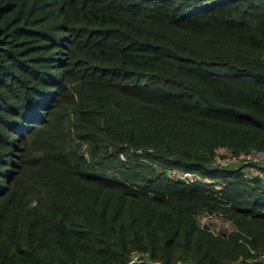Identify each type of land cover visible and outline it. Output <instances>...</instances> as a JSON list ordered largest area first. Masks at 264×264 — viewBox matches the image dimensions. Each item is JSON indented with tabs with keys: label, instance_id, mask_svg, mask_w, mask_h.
Instances as JSON below:
<instances>
[{
	"label": "trees",
	"instance_id": "16d2710c",
	"mask_svg": "<svg viewBox=\"0 0 264 264\" xmlns=\"http://www.w3.org/2000/svg\"><path fill=\"white\" fill-rule=\"evenodd\" d=\"M220 148L264 150V0H0V264H264Z\"/></svg>",
	"mask_w": 264,
	"mask_h": 264
},
{
	"label": "rangeland",
	"instance_id": "374dc122",
	"mask_svg": "<svg viewBox=\"0 0 264 264\" xmlns=\"http://www.w3.org/2000/svg\"><path fill=\"white\" fill-rule=\"evenodd\" d=\"M237 154H239V153L234 152L230 149L220 148L214 157L216 158L219 155H220V157H222V156L230 157L229 155H237ZM252 163L253 162H249L248 159L242 155L240 157H235V158L232 157V159H230L229 161L226 162V164L228 166L240 167L243 176H244V173H246V174L249 173L250 165ZM255 165H254V167H258L263 172V175L259 176V179L264 186V156L261 157V159H258L256 161ZM156 166L158 169H160V170L162 169V167L160 165H156ZM170 168L181 170L180 168H177V167H170ZM165 171L170 177L177 178L175 176L170 175L171 174L170 171H169L170 174H169V172H167V170H165ZM207 176L209 177V179L207 181H205L206 183H211V182H215V181H220L221 183H223L222 182L223 180L221 178L211 177L209 175H207ZM196 216H197L199 223L205 224L206 226L211 228L213 231L228 232V231L232 230L235 226L233 224V222L230 220V218L227 217L226 215H224V213H222V212L215 213V212L208 211L204 208V209L200 210L196 214ZM262 255H264V252L262 253Z\"/></svg>",
	"mask_w": 264,
	"mask_h": 264
},
{
	"label": "built area",
	"instance_id": "2783aa9c",
	"mask_svg": "<svg viewBox=\"0 0 264 264\" xmlns=\"http://www.w3.org/2000/svg\"><path fill=\"white\" fill-rule=\"evenodd\" d=\"M239 154L237 155H229L230 157H226V156H222L220 157L217 156L216 157V160H219V161H222V162H227L229 161L230 159H232V157H240L241 155L244 156L245 158L248 159L249 162H253L251 165H250V170H249V173H244V176L246 178H253L254 176L255 177H259L261 175H263V172L258 168V167H254V165L256 164V161L258 159H261V157L264 156V150H261V149H257V148H254V149H251V150H248V151H240V152H237ZM256 166V165H255ZM165 170H167V172H169L170 175L172 176H175L177 178H182L184 180H186L187 182H190V183H193V182H196V181H207L209 179V177L206 175V174H202V173H199L197 171H194V170H189V169H181V170H178V169H174V168H166ZM202 226H206L205 224L203 223H200ZM208 229L212 230L211 228H209L208 226H206ZM213 231V230H212ZM215 233H223V231H213Z\"/></svg>",
	"mask_w": 264,
	"mask_h": 264
}]
</instances>
